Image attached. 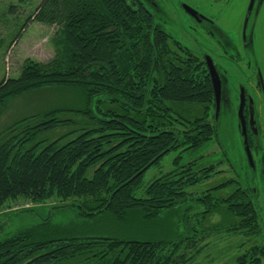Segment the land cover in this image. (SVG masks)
Returning <instances> with one entry per match:
<instances>
[{
	"label": "trees",
	"instance_id": "16d2710c",
	"mask_svg": "<svg viewBox=\"0 0 264 264\" xmlns=\"http://www.w3.org/2000/svg\"><path fill=\"white\" fill-rule=\"evenodd\" d=\"M33 20L58 26L56 54L47 62L28 58L19 77L0 81V112L15 97L52 87L78 89L82 103L32 114L0 134V207L19 198L40 204L54 197L59 207L77 203L78 218L86 225L98 224L101 217L104 226L126 225L127 230L93 235L54 223L49 216L0 238V264L192 262L195 254L189 252L201 231L176 241L167 234L148 238L144 230L138 234L132 228L143 225L151 231L164 214L170 220L174 208L188 201L190 180L187 162L179 165L181 155L175 169L146 182L147 170L173 150L186 147L185 153H198L215 136L209 110L189 119L184 110L170 105H210L214 110L213 85L200 55L158 23L141 0H43L22 30ZM76 112L91 124L74 130L77 134L64 142L73 132L48 143L38 140L42 132L72 123L62 113ZM236 194L207 196L205 216L198 213V222H193L196 209L186 207L189 218L186 214L180 220L203 225L211 215H223L215 225L260 238L237 263L264 264L263 225L255 221L257 211L242 195L235 199Z\"/></svg>",
	"mask_w": 264,
	"mask_h": 264
},
{
	"label": "rangeland",
	"instance_id": "374dc122",
	"mask_svg": "<svg viewBox=\"0 0 264 264\" xmlns=\"http://www.w3.org/2000/svg\"><path fill=\"white\" fill-rule=\"evenodd\" d=\"M42 1L43 0H0V81L6 77H19L22 66L28 58L35 61L47 62L55 56L56 35L59 31L57 25L43 24L33 20L25 26V29L22 30L28 16L35 14ZM141 1L149 10L153 12L158 22H161L167 31H169L177 40L197 55L201 54V50L195 47L194 41H192L194 44L191 43L190 38L188 37L190 36V32L187 31V29H189V22L186 19L187 17L176 8L178 0ZM188 1L194 2L193 0ZM213 1L214 0H196V3L200 4V2H205L208 6ZM227 1L228 2H226V0H219L220 14L225 25L227 24V26H225L228 28L227 34L234 42L237 43L238 39L235 37L237 29L236 23H238V29H240L241 11H245L248 0ZM155 3L158 4V8H156ZM262 13L264 14V9H262ZM261 24L262 32L259 31L257 33L262 35V38H264V17L262 18ZM18 33L20 34L15 40ZM258 46L259 40H257L255 50L256 48L259 50ZM235 80L236 77L232 78L231 75L229 76L231 98L234 101V117L237 121V90L239 93V87L237 86V80ZM81 103V92L74 88L52 87L22 94L7 101L2 108L0 112V134L5 132L8 127L17 120H21L32 114L47 111L58 106H79ZM170 105L184 110L186 112V117L189 119L202 117L206 115V110H209L208 119L210 122H213V110L210 105L200 106L198 104L187 103V106L195 109H189L186 105L178 106L174 103ZM82 114H78L77 112L69 114L62 113L60 117L69 118L72 123L67 127H60L53 131H46L45 133L42 132L38 136V140H45V143H48L67 133L73 132L79 127L90 125L91 123L87 121ZM223 125L224 124H222V126ZM227 127L230 128L228 124ZM226 130L230 132L229 129ZM76 134V132H73L67 137H64L61 141L64 142L66 139L72 138ZM220 139L224 143V146H227L229 156L232 159L234 156L232 154L233 152L236 153V155L239 154L237 147L235 149L232 148V142H235L236 145V143H239L241 140L237 131H235L234 135L231 137H228L227 133H220ZM212 141L213 139L201 147L198 153H190L188 151L185 153L183 150H185L186 147L169 152L161 159L160 163L155 164L147 170L145 173V181L147 182L156 176H160L167 171L175 169L176 166H178V162L176 163V161L180 155L182 158L179 159V165L182 168V166H184L190 159L198 158L200 156L205 157L207 154L210 155L216 153L215 151L218 150V146L216 141H213L214 144L211 145L213 143ZM220 168L224 170L226 169V171L212 172L207 179V185L216 184L222 179H225L226 177L230 178L232 176L230 175L231 172L227 166H221ZM92 172L93 170L89 172V176L92 175ZM229 192L230 191H228V193ZM223 194V197L225 198L227 193L224 192ZM260 194L263 195L262 193ZM58 201V198L53 197L49 201H45L40 204L32 203L24 198L7 202L5 205L0 207V220L5 222L4 225L2 224L3 229L0 230V238L8 236L25 227L38 224L44 218L49 216H52L54 223L76 226L80 232L91 231V234L93 235L104 236L109 235L111 232L122 234L127 230L126 225L113 226L112 224H109L110 226H104L102 223L104 218L101 217L97 218L98 224L93 223L92 225H86V221L84 219L78 218V211L81 208L77 203L69 207H59L60 203H58ZM70 202L71 201L68 203ZM28 203H30V205L26 207V204ZM194 204L196 205V203ZM188 205H190L189 201L184 204L177 205L173 210L176 212H172L170 220L167 219L169 216L164 214L165 218L163 217L160 221H156V223L152 224L151 231H146L143 228V225H135L132 228V231L134 232L135 230H138L137 233L142 234L144 230V232L147 233L142 235L148 238L155 237L157 239H163L167 234L169 240L176 241L192 236L197 230L201 231V233L196 236L198 237L197 246L189 252L191 256H194L195 254L194 260L188 264H238L237 258L248 252L251 246L254 245L255 241L260 240V238L256 237H247L246 235L236 231L237 229L227 231L225 226L215 225V223H221L223 220V215L221 214L211 215L212 219H209L208 217V219L204 220L203 225H186L185 222L180 220V217L188 214L186 208ZM203 207L204 206L196 205L195 211L198 209L203 210ZM194 213L195 212L191 215ZM189 215L190 214H188V218ZM197 215L198 216L195 218L192 217L193 222H198L200 214ZM89 220H91V218ZM203 236H205V238H203ZM186 245L187 242L181 245V251L185 249Z\"/></svg>",
	"mask_w": 264,
	"mask_h": 264
},
{
	"label": "flooded vegetation",
	"instance_id": "af4514ba",
	"mask_svg": "<svg viewBox=\"0 0 264 264\" xmlns=\"http://www.w3.org/2000/svg\"><path fill=\"white\" fill-rule=\"evenodd\" d=\"M193 1L195 3L178 0L176 8L187 17L189 22L187 31L191 36L188 37L191 43L194 41V46L201 50V62L211 82L213 80L209 72V62L218 72L221 80V99L218 121L215 118L216 98L213 107V124L216 129L213 141H216L218 150L215 151L216 153L202 156L203 158L200 156L190 159L186 164V176L190 180L187 189L190 203L188 208L195 210L196 205L203 202L207 196L220 198L223 197L224 192L227 194L237 192L257 211L255 221L258 225H264V38L257 33L262 32L264 0H253V2L248 0L245 11H241L240 29L236 23L237 43L227 34L228 28L221 18L219 0H214L208 6L205 2L197 4L196 0ZM155 5L158 8V4ZM155 20L158 22L156 17ZM257 40H259V50L257 48L255 50ZM230 75L232 78L236 77L239 87V93L236 88L237 121L234 117V101L229 86ZM235 131L239 133L241 140L236 145L232 142V148L237 147L239 150L237 155L232 153L234 155L232 159L227 146H224L220 139V133H227V136L231 137ZM213 144L214 142L211 145ZM221 166H227L232 176L216 184L207 185V179L212 172L226 171L221 169ZM238 194L235 195V199L238 198ZM199 206L206 205L203 202ZM206 210L198 209L195 214ZM192 217L195 218L196 215Z\"/></svg>",
	"mask_w": 264,
	"mask_h": 264
},
{
	"label": "water",
	"instance_id": "95a60500",
	"mask_svg": "<svg viewBox=\"0 0 264 264\" xmlns=\"http://www.w3.org/2000/svg\"><path fill=\"white\" fill-rule=\"evenodd\" d=\"M251 1L253 2V0H251ZM209 72H210V74L212 76V80H213L212 83H213V89H214L215 98H216L215 118H216V121H218L219 112H220V99H221V80L219 78L217 70L215 69L214 65L211 62H209ZM240 116H242L241 111H240ZM156 159H154L151 163H149L146 167H144L141 171H139L135 175V177L142 174ZM135 177H132L128 182L132 181ZM2 224L4 225L5 222L3 220H0V230L3 229Z\"/></svg>",
	"mask_w": 264,
	"mask_h": 264
}]
</instances>
